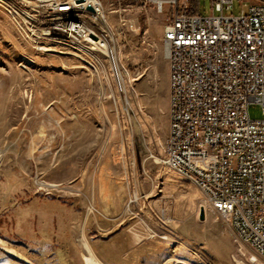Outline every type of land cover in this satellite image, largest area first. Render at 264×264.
I'll return each instance as SVG.
<instances>
[{
	"label": "rangeland",
	"instance_id": "obj_1",
	"mask_svg": "<svg viewBox=\"0 0 264 264\" xmlns=\"http://www.w3.org/2000/svg\"><path fill=\"white\" fill-rule=\"evenodd\" d=\"M102 1L111 55L35 43L0 8V264H83V238L105 264H264L196 183L163 163L173 4ZM263 2L234 0L225 13ZM198 6L213 13L212 0ZM248 111L263 116L257 103Z\"/></svg>",
	"mask_w": 264,
	"mask_h": 264
},
{
	"label": "built area",
	"instance_id": "obj_2",
	"mask_svg": "<svg viewBox=\"0 0 264 264\" xmlns=\"http://www.w3.org/2000/svg\"><path fill=\"white\" fill-rule=\"evenodd\" d=\"M18 1L27 3L26 38L35 43L64 37L95 49L105 39L102 0ZM156 2L160 10L174 6L162 35L169 67L163 163L195 176L209 207L264 257V2L239 15L225 13L234 0H212L209 15L191 13L178 0ZM56 12L82 14L88 28L60 23ZM252 103L262 107L261 118L250 117Z\"/></svg>",
	"mask_w": 264,
	"mask_h": 264
},
{
	"label": "bare ground",
	"instance_id": "obj_3",
	"mask_svg": "<svg viewBox=\"0 0 264 264\" xmlns=\"http://www.w3.org/2000/svg\"><path fill=\"white\" fill-rule=\"evenodd\" d=\"M0 8L6 14V16L9 18V20L15 25L14 27L17 26V28L22 33V35H25V37L30 36L29 21L26 20V19H28V12H26L27 11V3L21 2L18 0H0ZM55 20L60 21V23H71V25H74L76 27L88 28V20L85 19L82 14H78V13L56 12L55 13ZM103 25H104V28H106V24L104 22H103ZM60 39L67 40L64 37L51 38V40H60ZM42 40H44V39H42ZM67 41L83 43V41H77V40H67ZM94 45H95L94 48L102 51L106 55H111V48H110V45H109L107 40L101 38L99 40V42L96 41V43H94ZM49 92H51V93L54 92L53 94H56L54 89L49 90ZM182 175H184L185 177L191 179L192 181H194L196 183V177L195 176L186 175V174H182ZM89 210L93 211V209H91V208ZM139 238H138V240H139ZM150 238H154V235L151 236ZM3 241L4 240H2L0 238V243L2 242V244H3ZM81 245H82L83 250L85 251V254L83 256V264H105L103 261H101L97 257V255L95 254V251L93 250V248L91 247V245L89 244L87 239H85V238L81 239ZM9 252L13 256L18 255L16 253V251L13 249H9ZM15 257H17V256H15Z\"/></svg>",
	"mask_w": 264,
	"mask_h": 264
},
{
	"label": "water",
	"instance_id": "obj_4",
	"mask_svg": "<svg viewBox=\"0 0 264 264\" xmlns=\"http://www.w3.org/2000/svg\"><path fill=\"white\" fill-rule=\"evenodd\" d=\"M88 9L90 11H93L91 6H89ZM199 219L200 220H204L205 219V208L203 206L200 208Z\"/></svg>",
	"mask_w": 264,
	"mask_h": 264
},
{
	"label": "crops",
	"instance_id": "obj_5",
	"mask_svg": "<svg viewBox=\"0 0 264 264\" xmlns=\"http://www.w3.org/2000/svg\"><path fill=\"white\" fill-rule=\"evenodd\" d=\"M179 5L180 6H182V5H184V6H187V7H189L188 5H187V3H185V2H183V4H180L179 3ZM193 7H196V8H199V6H198V0H197V5L196 6H192L191 8H193ZM92 247V246H91ZM94 250V249H93ZM96 253V252H95ZM97 255V254H96ZM98 257V256H97ZM99 258V257H98ZM100 259V258H99ZM101 260V259H100ZM102 261V260H101Z\"/></svg>",
	"mask_w": 264,
	"mask_h": 264
},
{
	"label": "trees",
	"instance_id": "obj_6",
	"mask_svg": "<svg viewBox=\"0 0 264 264\" xmlns=\"http://www.w3.org/2000/svg\"><path fill=\"white\" fill-rule=\"evenodd\" d=\"M197 11H198V8H196V7H193V8L190 9L191 13H196Z\"/></svg>",
	"mask_w": 264,
	"mask_h": 264
}]
</instances>
